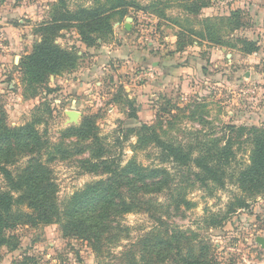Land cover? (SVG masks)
<instances>
[{"label":"rangeland","instance_id":"374dc122","mask_svg":"<svg viewBox=\"0 0 264 264\" xmlns=\"http://www.w3.org/2000/svg\"><path fill=\"white\" fill-rule=\"evenodd\" d=\"M247 1L14 0L13 8L34 10L20 18L30 35L20 58L6 72L0 71V130L31 125L44 149L39 155L14 156L6 166L13 176L29 159H38L50 171L55 204L62 212L72 194L108 177L83 169L84 160L98 162L91 154L121 166L134 161L162 168L167 175L160 192L124 191L134 211L117 220L119 224H113L98 244L63 233L61 222H39L21 192L11 191L0 174V191L16 200L11 216L17 220L3 233L8 244L0 247V264H264V248L256 242L264 238V187L254 193L236 181L249 163L248 135L238 137L226 129L253 127L249 115L232 112L242 110L239 95L249 86L238 80L254 69L256 59L243 58L236 47L222 48L221 53L218 46L219 41L236 46V38H244L245 27L232 30L231 13L242 12L239 23L248 25ZM94 9L109 18L111 32L90 35L93 44L88 46L75 18L81 10ZM127 23L129 30L124 28ZM45 39L65 54L64 63L43 83H27L19 63ZM213 52L221 57L213 64L217 68L208 62ZM195 57L207 60L205 68L226 74L227 87L205 90L189 81L192 91L183 88L187 74L196 70ZM143 60L164 64L167 73L162 76L154 65L150 77L137 79L145 69ZM79 83L88 90L77 88ZM133 108L137 120L129 121ZM69 112L76 114L71 118ZM89 117L96 140L91 136L79 141L67 132ZM141 125L147 129L141 130ZM153 135L193 157L231 140L233 156L225 169L224 187L199 182L194 165L161 162Z\"/></svg>","mask_w":264,"mask_h":264},{"label":"trees","instance_id":"16d2710c","mask_svg":"<svg viewBox=\"0 0 264 264\" xmlns=\"http://www.w3.org/2000/svg\"><path fill=\"white\" fill-rule=\"evenodd\" d=\"M198 9L195 11L197 12ZM242 15L239 10L231 13V18L235 21L231 24L233 31L247 27L246 23L243 26L239 23ZM75 19L79 36L88 46L93 44L90 35L111 32V26L107 24L109 18L104 17L101 10H81ZM235 42L236 46L219 41L218 46L219 49L236 47V51L241 56H248L259 50L256 42L245 37L236 38ZM64 59L65 54L48 39L37 42L32 51L19 63L22 80L27 83H43L47 76L55 74L61 68ZM128 117L129 121L137 120L134 108L131 109ZM92 119L93 117H89L83 120L78 128L67 132L79 141L89 140L91 136L96 140L93 134L95 124ZM145 129L147 128L141 125V130ZM226 129L232 133L236 132L238 137L248 135L246 142L250 146L249 163L237 173L236 181L248 191L258 193L264 187V128L227 126ZM152 137V143L161 152V162H171L179 167L194 165L198 169L195 177L199 182H212L219 189L224 187L225 169L233 156L231 140H227L223 146L209 151L208 154H198L193 157L194 154L182 148L165 143L155 135ZM43 149L44 143L31 125L1 129L0 174L11 191L21 192L22 200L37 212L35 217L39 222L46 225L61 222L63 233L71 237L93 240L99 244L102 237L110 232L112 225L119 224L117 220L134 211L124 191L136 195H149L160 192L166 186L167 173L162 168H147L134 161L121 166L113 159H103L101 154H91L98 162L84 160L81 163L83 169L91 173L102 172L108 177L88 184L67 198L61 208L62 214L55 204V191L50 171L43 163L33 157L17 171L15 176L6 167L16 155L30 157L39 155ZM14 202L16 200L11 193L0 191V247L8 244L3 238L4 231L13 228L14 221H17L15 218L13 221L11 216ZM241 205L243 206V203Z\"/></svg>","mask_w":264,"mask_h":264},{"label":"crops","instance_id":"0c3cea01","mask_svg":"<svg viewBox=\"0 0 264 264\" xmlns=\"http://www.w3.org/2000/svg\"><path fill=\"white\" fill-rule=\"evenodd\" d=\"M245 6L249 24L245 28L244 37L256 42L259 50L251 55L242 56L247 59H256V61L253 62L254 69L245 72L241 79L239 78L238 80L239 84L248 83L246 85L249 86V89H242L241 95H239L242 98L239 109L242 110L239 112L233 111L232 115L238 114L239 116H243L247 114L249 115V117L247 116L248 119L251 118L249 121L253 123V126L257 127L264 124V0H248ZM13 7L14 0H3L0 3V71L3 72L9 69V66L13 64L17 57L20 58L22 46L24 43H27L26 41L30 40L28 30L26 27L21 26L23 22L20 18L30 15L34 9L28 6ZM223 52L225 53V50L223 51L222 49L221 53ZM212 55V58L208 61L211 67L213 64H218L217 61L221 58L215 52ZM226 57L228 58V55ZM206 61L198 57L194 58L196 70L187 74V78L182 82L183 88L189 89L187 86L189 81L195 82L196 85L204 86L205 90H207L208 86L211 89H214V87H227L226 74H223V72H213L208 67L205 68L204 64ZM261 64H263L261 68L255 70ZM154 65L157 71H161L162 76H164V73H167V67L164 64L158 65L157 63H152L151 60H143L142 62V66L145 69H149ZM213 67L217 68V65ZM242 80H246L247 82H243ZM80 88L86 91L88 90V85L79 83ZM189 91H192V87ZM80 94L81 92L79 91V96ZM243 97L248 98L245 100Z\"/></svg>","mask_w":264,"mask_h":264},{"label":"water","instance_id":"95a60500","mask_svg":"<svg viewBox=\"0 0 264 264\" xmlns=\"http://www.w3.org/2000/svg\"><path fill=\"white\" fill-rule=\"evenodd\" d=\"M131 18H126V22H130ZM125 30H129L130 29V25L127 23L124 26ZM224 51V50H223ZM229 57V55H228ZM75 112H69V116L72 118V115H75ZM256 242L257 244H259L261 246V248H264V238L258 237L256 238Z\"/></svg>","mask_w":264,"mask_h":264},{"label":"built area","instance_id":"2783aa9c","mask_svg":"<svg viewBox=\"0 0 264 264\" xmlns=\"http://www.w3.org/2000/svg\"><path fill=\"white\" fill-rule=\"evenodd\" d=\"M151 73H152V72H151V68H149V69H143V73L140 74V75L137 77V79L141 78L142 76H143V77H150Z\"/></svg>","mask_w":264,"mask_h":264}]
</instances>
